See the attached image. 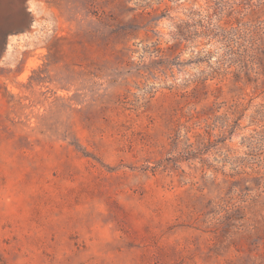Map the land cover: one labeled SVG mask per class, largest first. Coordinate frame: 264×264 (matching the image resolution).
<instances>
[{
    "label": "rangeland",
    "instance_id": "rangeland-1",
    "mask_svg": "<svg viewBox=\"0 0 264 264\" xmlns=\"http://www.w3.org/2000/svg\"><path fill=\"white\" fill-rule=\"evenodd\" d=\"M0 264H264V0H0Z\"/></svg>",
    "mask_w": 264,
    "mask_h": 264
},
{
    "label": "water",
    "instance_id": "water-1",
    "mask_svg": "<svg viewBox=\"0 0 264 264\" xmlns=\"http://www.w3.org/2000/svg\"><path fill=\"white\" fill-rule=\"evenodd\" d=\"M32 21H33V20H32V18H31L30 22L32 23Z\"/></svg>",
    "mask_w": 264,
    "mask_h": 264
}]
</instances>
